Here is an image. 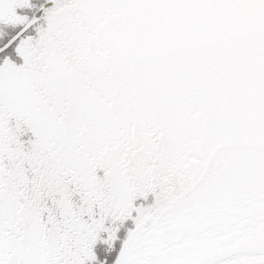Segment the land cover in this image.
<instances>
[{
	"label": "snow or ice",
	"instance_id": "6c2138e0",
	"mask_svg": "<svg viewBox=\"0 0 264 264\" xmlns=\"http://www.w3.org/2000/svg\"><path fill=\"white\" fill-rule=\"evenodd\" d=\"M0 264H264V0H0Z\"/></svg>",
	"mask_w": 264,
	"mask_h": 264
}]
</instances>
